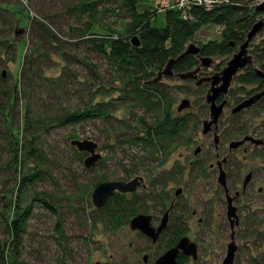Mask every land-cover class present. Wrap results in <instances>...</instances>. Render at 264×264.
<instances>
[{"label":"rangeland","instance_id":"rangeland-1","mask_svg":"<svg viewBox=\"0 0 264 264\" xmlns=\"http://www.w3.org/2000/svg\"><path fill=\"white\" fill-rule=\"evenodd\" d=\"M79 1L81 0H0V39L11 45L6 53L0 52V73H4V82L0 84L15 95V105L10 109L13 129L9 136L15 134L18 137L24 123L25 110L29 109L30 117L38 122V144L46 155L43 168L46 175L37 182L35 188L45 192L48 202L56 208L54 213L39 201L31 203L32 214L17 252L19 261L25 264L140 262L138 247L142 238L129 229L128 215L125 217L121 214L125 212L126 203L132 201L136 209L143 207L146 212L156 215L158 210L168 207L173 199V208L178 210L179 218L183 220L186 235L196 240L200 246V258L196 263L220 264L230 230L223 191L216 182L218 173L214 164L212 134H201V121L208 117L204 101L207 85L195 87L192 81H182L170 76L161 79L160 85L155 87L143 85L142 82L126 86L114 66L84 40H79L80 32L82 33L89 20L86 13L83 16L72 13V6ZM179 1L175 0L177 4ZM244 1L252 10L262 0ZM172 2L137 0L136 5L138 10L148 8L153 11L150 24L161 28L165 25L164 11ZM112 4H120V1L114 0ZM43 14L47 15L54 29L60 33V39L51 37L35 25L34 19L38 20L35 15L45 17ZM260 18L261 15H254L253 23ZM6 22L9 26H6ZM128 22L129 19L123 14L117 13L116 17L112 14L110 19L101 18L99 14L91 32L104 34L103 27L108 23L121 31L123 23ZM49 28L55 34L52 26ZM17 29L22 32L16 33ZM223 33L222 27L206 23L185 39L182 46L193 43L200 47L209 41L220 42ZM263 38L264 27L253 37L248 47L254 65L259 69L260 61L258 62L252 50L261 44ZM240 44L235 45L232 51L235 52ZM29 50L36 55L35 75L31 76L30 84L25 78H19L22 56ZM231 54L211 56L214 65L205 69L206 72L202 75H209L222 68ZM216 66L219 68L215 69ZM248 66L239 70L232 78L226 96L229 108L236 100L246 99L251 92L262 90L264 86L237 80ZM159 87L166 94L156 109L148 111L138 100L132 98L137 93L133 90L135 88L144 92V95L150 93V103L157 102L158 95L154 91ZM182 99H188L190 105L177 111ZM95 107L103 115L74 125L54 122L62 114L79 113L86 108ZM165 114L169 119L165 126L167 130H170L169 123L174 117L190 115L186 137L166 138L164 141L156 138L153 144L147 131L139 130L138 120L150 123L153 116L160 115L158 120H153L160 124ZM104 115H109L107 120H104ZM7 121L10 120L6 119L5 112L0 111V129L6 127ZM218 133L220 142L217 152L220 158L227 153V145L231 140L244 135L264 137V97L234 118L229 112L223 113L219 119ZM135 137L138 139L135 140ZM72 139H87L97 144L96 152L100 158L91 167L92 170L83 165L87 153L78 152L71 147L69 141ZM161 142L167 146L158 150ZM4 145L0 135V240L6 238L3 216H9L10 219L13 216L7 210L11 198L9 192L12 195L14 193V177L9 171L12 166H6L8 155ZM196 147H200L201 151L194 155ZM28 164L33 165L34 162ZM196 165L200 167V171L195 170ZM223 168L227 171V183L231 191L240 190L246 173L254 171L251 188L235 203L240 220V226L234 229L235 243L240 249L236 253L234 264H253L249 262L250 258L264 264V153L255 155L252 150L244 152L243 147H239L229 153V163ZM136 175L142 177L144 187L139 186L132 194H118L122 199V207L118 209L121 213L110 216L107 206L102 210L94 208L90 193L97 183L128 181ZM259 187L262 189L260 193L257 192ZM177 188L181 189V194L175 197ZM161 194L165 200L157 203ZM198 218L203 221L199 223ZM56 225L66 238L63 246L58 243L59 234L53 231ZM246 258L249 260L246 261Z\"/></svg>","mask_w":264,"mask_h":264},{"label":"trees","instance_id":"trees-1","mask_svg":"<svg viewBox=\"0 0 264 264\" xmlns=\"http://www.w3.org/2000/svg\"><path fill=\"white\" fill-rule=\"evenodd\" d=\"M114 0H81L72 6V13L88 14V22L81 38L90 45L103 59L108 61L110 65L114 66L115 71L120 76V80L126 86L138 84L147 81L155 76L157 71L161 70L166 60L170 57H176L183 49L182 43L185 39L192 36L193 32L200 26L206 23H213L222 27L223 39L220 42L209 41L200 46V55L213 56L215 54H231L235 45L241 43L246 36L247 31L253 23L254 15H261L264 17V10H256L255 7L250 10L244 0H228L227 3L219 4L211 9H203L201 7H192L188 11L186 18H181L177 11L165 10V25L161 28L150 24V19L154 16V12L146 8L138 10L137 0H119L120 4H112ZM117 13L125 15L128 23H123L124 26L121 31L112 27V23L104 25V34L91 32L92 25L96 17L100 14L101 18H111L112 14L117 16ZM249 13H252L250 15ZM38 16V20L34 19L37 25L44 33L50 34L51 37L60 39V33L54 29V26L46 14ZM114 17V16H113ZM113 19V18H112ZM114 21V20H113ZM8 23L6 22V26ZM53 28L55 34L51 32L49 27ZM70 28V27H68ZM72 29V28H71ZM75 28L72 30L74 33ZM262 30V29H261ZM260 30V31H261ZM259 31V32H260ZM57 32V33H56ZM258 32V33H259ZM86 33V34H84ZM97 34V36H95ZM137 34L139 45L135 46L130 43V38ZM85 35V36H84ZM60 42L65 43L60 40ZM82 42V41H81ZM232 42V45L230 44ZM261 44L254 47L255 57H257L260 69L264 72V38L261 39ZM78 43V42H76ZM75 43V44H76ZM71 45V43H65ZM0 52L6 53L11 49L10 43L0 39ZM32 47V45H31ZM12 51V50H11ZM39 51H37L38 53ZM35 53L26 51L21 59V66L19 71V78L26 79L30 84L31 76H34L36 60ZM1 58V56H0ZM198 63L195 55H187L181 60L177 61L174 65L175 72H183L193 68ZM88 66L91 64L87 62ZM219 67L216 66L215 69ZM245 69V68H244ZM4 77L0 73V83L4 82ZM241 83L264 85V78L258 75L253 68L248 66V69L237 77ZM160 82L155 84H146V86H158ZM133 86V85H132ZM30 86H27V88ZM163 88V86H161ZM155 89V88H154ZM132 98L141 103L148 111L156 109L160 105L159 101L166 94L162 89H155L154 94L158 95L157 102L150 103V93L141 90H136ZM13 93L5 90L0 84V111L5 112L7 120L6 127L0 129L1 139L4 141L5 150L8 155V164L11 165V175L14 177V193H10V207L8 212L13 214L11 219L9 216H3L2 224L6 232V238L0 240V264H25L19 261L17 252L22 243V236L27 227V221L32 214L31 203L39 201L47 210L55 213V206L48 202L47 194L43 191H37L35 185L37 182L43 180L46 175L45 167V152L38 144L40 132H38V122L29 115V109L25 110L24 123L20 130L18 137L13 134L10 135L12 126V115L10 109L15 105ZM151 104V105H149ZM103 115L95 107L94 109L86 108L84 111L75 113L62 114L59 118L55 119V123L61 125H74L79 122L92 120L93 118ZM237 115V114H236ZM232 116V118L236 117ZM109 115H104V120H107ZM160 118V115L152 117L150 123H146L143 119L138 120L140 126L139 130L147 131V136L150 137L151 142L154 144L156 138L163 141L166 138L186 137V126L189 123L190 115H183L174 117L172 122L169 123L170 130H167V122L169 121L168 115L162 116L163 121L159 124L155 123ZM167 121V122H166ZM166 122V124H164ZM47 125V123H46ZM239 130V128L237 129ZM240 133V132H237ZM162 137V138H161ZM138 137H135V140ZM154 139V140H153ZM140 140V138H139ZM153 140V141H152ZM167 140V139H166ZM158 145V150H163L167 145L164 142ZM162 145V146H161ZM72 147V146H71ZM77 153V152H76ZM34 162L33 165L28 163ZM26 167V170L23 168ZM195 170L200 171L199 166H195ZM91 168V167H90ZM8 170V169H7ZM92 170V168L90 169ZM77 186V185H76ZM8 192V191H5ZM122 199L118 194H114L107 200L105 207H108L109 215H117L121 213L119 207ZM126 207H135L126 203ZM119 211V212H118ZM125 213V212H124ZM122 214V213H121ZM53 231L59 234L58 243L63 246L66 244V238L62 230L57 227ZM66 248V246L64 245ZM253 264H260L253 262Z\"/></svg>","mask_w":264,"mask_h":264},{"label":"water","instance_id":"water-1","mask_svg":"<svg viewBox=\"0 0 264 264\" xmlns=\"http://www.w3.org/2000/svg\"><path fill=\"white\" fill-rule=\"evenodd\" d=\"M256 10L262 11L264 10V0L259 2L255 7ZM264 27V17H261L259 20L254 22L250 29L247 31L245 39L238 46L237 50L233 52L230 58L225 62V65L219 70L215 71L209 76L198 77V72L201 71L203 67L208 68L213 65L214 60L210 56H200V47L196 46L193 43L187 44L184 49L176 56L170 57L166 60L162 69L157 71L155 76L147 81H144V85L146 84H154L161 81L164 77H178L182 81L193 80L194 85L196 87L202 85L203 83H208V88L206 89V93L204 95L205 103L208 106V117L204 118L201 121V134L206 135L209 132H212V143L216 147L219 141V136L217 134L218 131V121L220 114L223 111V107L226 103V99H223L219 103H216V99L219 96H225L227 94L228 88L232 81L234 75L237 74L239 70L244 69L246 66H252L253 70L264 78V72L254 65V61L252 55L249 53L248 47L253 39L257 35V33ZM16 33H21V29H17ZM130 43L132 45H139V39L137 36H133L130 38ZM232 45V42L230 43ZM187 55H195L198 56L199 63L192 69L183 72H174L173 68L177 61L181 60L183 57ZM3 75V71L1 72ZM264 96V88L250 97L242 100L234 107L231 108V114H235L240 112L242 109L248 108L251 105L255 104L261 97ZM190 105L188 99H182L177 106V111H181L183 109L188 108ZM250 141L257 145H263V138H254L250 135H244L241 139L232 140L228 144V150H232L237 148L238 146L244 144L245 142ZM70 145L74 147L78 152H85L87 155L83 159V165L85 168H90L94 166L96 161L99 160L100 155L96 152L97 144L91 140L87 139H72L69 141ZM200 147H196L194 149V153H198ZM226 161V158L223 157L221 159H217L215 164L217 166L218 174L216 177V182L219 184L224 191L226 198V217L229 223V235L228 241L226 242V253L224 258L222 259L221 264H233L234 254L236 250V244L234 242V227L238 224V219L236 215V207L233 205L234 197L239 194L238 191L235 192V196H230L228 193V188L226 184V173L222 167V164ZM251 177V173L248 172L243 180V187L247 184ZM141 180L140 176L133 177L128 181L121 180H110V181H102L97 183L90 193V200L94 208L99 209L105 206L109 197H111L115 192L119 193H130L134 192L136 188L139 186V181ZM181 189L177 188L175 190V195L180 193ZM167 213L163 215L161 223L154 230L150 227L149 219L150 217L147 215H136L134 216L130 222L129 226L132 230L138 229L142 233L150 236L152 241H155L158 232L164 227L166 223ZM186 237H182L179 239L177 245L171 250L164 253L158 260L161 261L162 264H174L172 261L175 258V254L178 247H185V243L187 242ZM190 246H194L191 243ZM193 249V248H192ZM191 249V250H192ZM190 250V251H191ZM194 252L193 250L191 251ZM190 252V253H191ZM188 254L189 251H187ZM194 256V255H193ZM170 257V262H164L167 258ZM158 261V262H159ZM157 262V263H158ZM94 264H100L99 262H95Z\"/></svg>","mask_w":264,"mask_h":264},{"label":"flooded vegetation","instance_id":"flooded-vegetation-1","mask_svg":"<svg viewBox=\"0 0 264 264\" xmlns=\"http://www.w3.org/2000/svg\"><path fill=\"white\" fill-rule=\"evenodd\" d=\"M200 55V54H199ZM200 56H205V55H200ZM197 57V60H198V56ZM211 57V56H210ZM214 60V59H213ZM198 63H199V60H198ZM197 63V64H198ZM196 64V65H197ZM195 65V66H196ZM214 65V63H213ZM194 66V67H195ZM212 66V65H211ZM193 67V68H194ZM252 68V66H250ZM210 68V67H208ZM208 68H205L203 67L201 69V71L198 72V77H202V76H209V75H202L204 74L206 71L205 69H208ZM192 69V68H191ZM219 70V69H218ZM173 71H174V68H173ZM175 72V71H174ZM215 72V71H214ZM213 72V73H214ZM163 79V78H162ZM187 81H192L193 85H194V81L193 80H187ZM207 85V88H208V83H203L202 85H200L201 87L202 86H205ZM195 86V85H194ZM196 87V86H195ZM206 88V89H207ZM264 88V86L262 87V89ZM261 90V89H260ZM260 90H255L253 92H251L248 96L250 97L251 95H253L254 93L260 91ZM228 91H229V88H228ZM228 91H227V94L225 96H219L217 99H216V103H219L220 101H222L223 99H226V103L223 107V111L222 113L220 114V117L223 115V113H226V112H229V115L230 116H234L236 114H239L240 112H242L243 110H246L250 107H253L254 105H256L261 99H263V97H261L255 104L251 105L250 107L248 108H245V109H242L240 112L238 113H235V114H231V108L234 107L236 104H238L239 102H241L242 100L244 99H240V100H236L237 102L232 106V107H228V100L226 98V96L228 95ZM206 93V92H205ZM204 101H205V98H204ZM206 104V103H205ZM207 105V104H206ZM208 108V106H207ZM219 117V119H220ZM218 131H219V121H218ZM217 131V134L219 136V133ZM210 134H212V132H209ZM207 133V134H209ZM206 134V135H207ZM254 138H263L264 140V137L261 136V137H256V136H253V135H250ZM213 138V136H212ZM241 139V138H239ZM212 140V139H211ZM235 140H238V139H235ZM232 141V140H231ZM219 142H220V137H219V141H218V144L217 146L215 147L214 144H213V147H214V150H215V162L217 159H221L223 157L226 158V161L222 164V167L223 166H227V164L229 163V153H233V151L237 150L239 147H243V151L246 152L248 149L249 150H252V152L255 154V155H261L262 153H264V144L263 145H255L254 143H251L250 141H247L245 142L244 144L238 146L237 148L235 149H232V150H228V145H227V153L222 156L221 158L219 157V154L217 152V148H218V145H219ZM229 144V143H228ZM201 151V149L199 150V152ZM196 153V154H199ZM193 154L196 155L193 151ZM214 162V164H215ZM212 166V165H211ZM216 166V164H215ZM217 168V166H216ZM224 169V168H223ZM225 171V170H224ZM251 173V177L249 179V181L247 182V184L245 185V187H243V181H242V184H241V189L238 190V189H235L234 191H231V189L229 188L228 186V183H227V171H225L226 173V184H227V188H228V193L230 196H235V192L238 191L239 194H237L235 197H234V200H233V205L236 207V215H237V219H238V224L234 227V229H236L237 227L240 226V220H239V217H238V214H237V206L235 205V203L239 200V198L244 195L246 193V190L250 189L251 188V182L253 180V177H254V171H248ZM247 172V173H248ZM217 173H218V170H217ZM246 173V174H247ZM137 176V175H136ZM134 176V177H136ZM141 177V176H140ZM245 177V176H244ZM244 180V178H243ZM219 185V184H218ZM139 186L141 187H144V184L142 183V177H141V180L139 181ZM138 186V187H139ZM220 186V185H219ZM137 187V188H138ZM221 187V186H220ZM136 188V189H137ZM222 188V187H221ZM176 190V189H175ZM261 188L259 187L257 192H261ZM136 191V190H135ZM134 191V192H135ZM222 191H223V188H222ZM134 192H130L128 194H132ZM114 194H122V193H119V192H115ZM113 194V195H114ZM181 194V191L180 193ZM178 194V195H179ZM163 194L160 195V201H157L158 202H162L164 199V197L162 196ZM174 195H175V192H174ZM178 195H175L178 196ZM223 196H224V199H225V206H226V198H225V194H224V191H223ZM109 199V198H108ZM130 201V200H129ZM107 203V202H106ZM173 203H174V200L171 199L170 200V203L168 205V207L166 208H161L160 210H158V213L155 215V214H151V213H148L145 211V209L143 207H140V209H136L135 207H126L125 208V213L122 212V215H128L127 217V224H128V227L129 229L132 231V232H137V235L139 237L142 238V241H141V244L139 245V253L141 254L140 255V258H139V261H135L134 264H162L161 261H159L158 259L164 254L166 253L167 251L171 250L172 248H174L179 239L182 238V237H186L188 240L187 242L185 243V247L181 248V247H178L177 248V251H176V254H175V258L174 260L172 261L174 264H188V263H194V264H197L196 262H198L199 258H200V246L198 244V242L196 240H192L190 239L185 232V228H183V220H181L179 218V214H178V210L173 208ZM128 204L133 205L134 203L132 201L128 202ZM106 205V204H105ZM105 207V206H104ZM104 207L102 208H99L98 210H102ZM167 213V217H166V223L164 225V227L158 232L157 234V237L155 239V241H152V238L150 236H147L146 234L142 233L140 230L138 229H135V230H132L129 226V222L130 220L136 216V215H147L150 217L149 219V224H150V227L153 228L154 230H156V228L159 226V224L161 223V220L163 218V215ZM226 214V212H225ZM126 217V216H125ZM116 219H119V218H116ZM227 219V217H226ZM203 219L202 218H198V222H202ZM228 221V220H227ZM228 226H229V223H228ZM243 226V225H242ZM230 230V229H229ZM230 232V231H229ZM229 235V234H228ZM228 241V240H227ZM234 242H235V230H234ZM191 243L194 244V246H190ZM236 244V243H235ZM236 250H235V254H234V259H233V264H234V260H235V257H236V253L238 252V250L240 249L239 246L236 244ZM242 247V246H241ZM193 248V249H192ZM243 248V247H242ZM194 251L193 253L191 252L192 250ZM191 250V251H190ZM187 251H189L190 254L187 253ZM225 253H226V243H225V252L223 254V257L221 258L220 260V264L222 263V259L224 258L225 256ZM194 255V256H193ZM248 258H246V261H247ZM249 260V259H248ZM159 261V262H158ZM255 259H251L249 260L250 263L254 262ZM158 262V263H157ZM164 262H170V257L167 258Z\"/></svg>","mask_w":264,"mask_h":264},{"label":"built area","instance_id":"built-area-1","mask_svg":"<svg viewBox=\"0 0 264 264\" xmlns=\"http://www.w3.org/2000/svg\"><path fill=\"white\" fill-rule=\"evenodd\" d=\"M172 1V4L167 7V10L177 11L181 18H186L189 9L192 7L211 9L219 4L227 3L228 0H180L179 4L175 0Z\"/></svg>","mask_w":264,"mask_h":264}]
</instances>
